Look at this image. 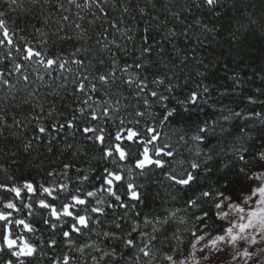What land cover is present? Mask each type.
I'll list each match as a JSON object with an SVG mask.
<instances>
[{"label": "snow or ice", "instance_id": "6c2138e0", "mask_svg": "<svg viewBox=\"0 0 264 264\" xmlns=\"http://www.w3.org/2000/svg\"><path fill=\"white\" fill-rule=\"evenodd\" d=\"M2 2L9 11H15L22 8L24 0ZM30 3L43 8L41 0H30ZM43 3L50 4V0H43ZM65 3L78 10L73 35L66 31L71 18L63 14L70 11ZM110 6L115 8L116 0L111 5L110 0H57L60 16L55 31L48 33L43 28L34 27L32 39L20 35L24 30L18 26L9 27L4 18L5 11L0 10V66H3L0 67V91L3 93L0 95V136L7 142L5 132L19 138L20 133L13 131V128L22 132L29 124L33 125L32 138L23 143L24 151L28 152L34 143L43 141L46 136L51 144L61 132L73 130L70 134L86 140L97 153L93 159L104 165L95 176V182L87 173L78 174L74 179L70 177L71 163L63 164L65 181H55L50 186L41 184L37 187L28 181L23 185L0 182V191L10 193L14 198L0 201L3 209L0 210V264H27L36 257L40 247L55 251L61 242L69 251L56 255L43 253L48 258V264H75L76 257L71 252L90 257V264H210L214 256L219 259V264H225L216 254L228 249H231L234 264H264V148L256 149L249 156V148L243 143L231 145V155L237 164L213 183L211 175L214 170L208 166V162L219 153L214 149L205 151L202 146L209 142L210 136H215L214 126L205 121L194 131H185L178 137V144L188 146L190 155L187 157L171 143L159 144L162 134L157 127L184 120V113L192 111L209 88L198 83L181 99L172 95L177 85L173 83L171 75H153L151 79L148 75H142L149 72L154 63L150 56L155 46L149 43V35L142 37L139 55L133 58L132 63L121 66L110 47L121 49V45L115 39H109V35L119 33L131 41L132 37L128 36L131 29L120 28L122 20L119 23L108 20ZM193 6L219 16V8L223 4L222 0H193ZM121 7L124 13H128L127 6L121 3ZM139 12L143 15L145 10L140 8ZM82 13H90L95 20L109 24L108 28L101 25L102 31L95 34L94 45L88 43L92 39L88 35L89 28L79 22L85 19ZM171 15L179 19L178 12H171ZM49 19L45 17L43 23L47 25ZM153 19L157 18L154 16ZM95 20H89L88 25L94 24ZM249 20L252 24L256 23L251 17ZM110 29L115 31L110 32ZM205 30L212 31L207 26ZM144 31L148 33L149 29L145 28ZM169 35L175 36L176 33L170 32ZM233 39H238L235 34ZM66 40L79 42V46L68 56L48 51L50 42L55 45L56 41ZM105 51L111 53V63L106 69V60L97 55ZM81 56L84 58L81 59ZM97 65L100 69H97ZM197 75L203 76L204 73L198 71ZM33 76L42 85L46 77L58 81L57 87L74 98L77 106L72 109L71 118L57 112L54 104L45 109V104L37 97L39 88L32 87ZM13 78L15 83L12 82ZM124 89L129 90L135 100V104L131 105L133 111L128 113L130 118L117 115L121 108L129 107L123 103L128 99L123 95ZM21 90L26 92V96L17 99V93ZM48 94L60 95L56 89ZM170 100H175L179 107H170L166 103ZM249 102L255 101L249 97ZM30 104L29 116L17 119L13 115L11 123L8 122V114L13 108ZM188 105L193 107L190 109ZM154 108L162 109L156 126L148 123V119H157ZM232 115L240 117L242 114L235 112ZM58 116H64L63 120L57 119ZM254 116L264 123L261 113H254ZM44 119L54 122L48 125L42 122ZM109 123L114 131L106 127ZM238 139L243 140V137ZM65 147L71 149L73 145L69 143ZM48 150L51 151V147ZM0 151L3 149L0 148ZM152 168L163 170L164 180L175 193H192L185 200V209L194 210L192 215L198 223L192 229H184L191 233V239L188 255L180 253L183 258L171 254L178 252L183 243L180 228L172 230L171 237L164 235V241L175 242L169 252H163L162 247L157 245L159 234L166 233L173 222L187 223L183 218H177L175 211L166 209L164 216H144L142 223L129 215V210H134L135 204H129L124 197L132 202L141 201L140 185L134 182V176L145 175V169ZM47 174L50 177L57 175L55 170ZM229 175L242 177L247 183L238 179L235 181L237 187H233L234 182L229 180ZM15 200L21 201L20 205ZM117 209L125 211L119 214ZM25 210L26 215H17ZM37 215L40 223L53 234L47 242L39 245L25 235L37 231L34 226ZM136 216H140V213L136 212ZM213 217L212 227L215 231H209L207 221ZM129 221L130 227L126 229ZM148 228L151 231H147ZM93 235L100 242H106L104 246L97 240H91ZM57 236L62 237V241H58ZM78 237H88V240L78 244ZM123 249H134V255L127 258Z\"/></svg>", "mask_w": 264, "mask_h": 264}, {"label": "trees", "instance_id": "16d2710c", "mask_svg": "<svg viewBox=\"0 0 264 264\" xmlns=\"http://www.w3.org/2000/svg\"><path fill=\"white\" fill-rule=\"evenodd\" d=\"M112 2L113 0H110V5ZM41 3L43 8L40 5H32L30 0H24L22 8L9 11L7 5L0 0V10L5 11L4 18L8 21L9 27L18 26L19 29L24 30L19 33L20 35H26L32 39L34 27H40L46 32L52 33L55 31L56 22L59 20L60 13L57 10V0H50V4H45L41 0ZM121 3L129 8L128 13L123 12ZM222 4L223 7L219 8L220 15L217 16L210 14L207 9L195 8L193 0H116L115 8L110 6L108 14L109 21L119 23L122 20L123 23H119V27L131 29L128 33V36L132 37L131 41L119 33H116L115 36L109 35V39H115L116 43L121 45V49L110 46L121 66L125 63H132L133 58L139 55L138 50L142 45V37L149 35V43L155 46L150 56V60L154 63L149 72L142 73V75H148L149 79L153 75H164L165 73L171 75L173 83L177 85L172 95L181 99L187 95L189 90L195 89L198 83L209 88L208 93H203L198 105L192 111L184 113V120L159 126L157 131L162 134L159 144L171 143L174 148H178L180 153L187 157L190 155L188 146L178 144V137L185 131H194L198 125L205 121L214 126L216 129L215 136H210L209 142L202 146L205 151L214 149L215 152L219 153V155L214 156L212 161L208 162V166L214 170L211 175V182L213 183L223 173L232 169L233 165L237 164L231 155V145L243 143L245 147L249 148V156L256 149L264 148V123H261L260 118L254 116V113L259 112L264 117V0H222ZM65 7H68L70 11L63 14L69 15L71 18L70 26L66 28V31L69 35H73L78 10L66 3ZM140 8L145 10L143 15L139 12ZM171 12H178L179 19L172 16ZM82 15H85V19L79 22L89 28L88 35L92 39L88 43L94 45L95 34L102 31L101 25L108 28L109 24L95 20V17L90 13H82ZM154 16L157 19H153ZM45 17L50 18L47 25L43 23ZM249 17L254 19L256 23L252 24ZM89 20H95V23L88 25ZM205 26L212 31L205 30ZM145 28L149 29L148 33H145ZM114 31L110 29V32ZM170 32H175L176 35L170 36ZM233 34L238 39L234 40ZM76 46H79V42L74 40L56 41L55 45L50 42L48 51L68 56ZM97 55L106 60L104 66L106 69L111 63V53L105 51ZM80 58L83 59L84 57L81 56ZM97 69H100L99 65H97ZM198 71L204 75L198 76ZM32 79L34 81L32 87L39 88L37 97L40 102L45 104V109L47 110L54 104L57 112L71 118L72 109L77 104L74 102V98L67 94V91L57 87L59 82L46 77L45 84L42 85L41 82L35 81L34 76ZM12 82L15 83L14 78ZM53 89H56L60 95H49L48 93ZM68 90H71L70 84ZM2 94L0 91V95ZM165 94L167 95V93ZM123 95L128 97L123 103L128 104L129 107L127 109L121 108L117 115L130 118L128 113L133 111L131 105L135 104V100L127 89H124ZM25 96L24 90L17 93V99ZM249 97L255 102L250 103ZM166 103H169L170 107H179L175 100ZM187 107L191 109L193 106L188 105ZM154 110L157 113V119H148V123L156 126L162 109L154 108ZM235 112L242 115L235 117L232 115ZM30 114L31 104L22 105L13 108L8 114L7 120L11 123L13 115L17 119H23ZM44 115L46 116V112ZM223 117H229V119L225 120ZM244 117L248 118L245 119ZM63 118L64 116L57 117L59 120H63ZM24 122L27 124V120ZM42 122L51 125L54 121L44 119ZM213 122L215 123L213 124ZM106 127L114 131L111 123L107 124ZM241 129L244 131L242 132ZM13 131L20 133L19 138L9 136L5 132L4 136L8 137L6 142L4 137L0 136V148L3 149L0 151V182L2 183L23 185L25 181H28L39 187L41 184L50 186L55 181L63 182L66 179L62 175L64 163L72 164L69 176L73 179L78 174L87 173L95 182V176L104 166L103 162L93 159L97 153L91 149L86 140L81 139L78 135L74 137L70 134L73 130L66 129L61 132L55 140L51 141V144H49V138L46 136L43 141L34 143L28 152L24 151L23 143L32 138L33 125L29 124L22 132L16 128H13ZM52 135L55 136L56 134L53 133ZM240 137H243V140L238 139ZM69 143L73 145L71 149L65 147ZM49 147H51V151L48 150ZM74 152L76 155H73ZM52 170H55L57 175L50 177L47 173ZM162 171L155 168L145 169V175L134 176V182L140 185L138 190L141 194V201H128L127 197L124 199L129 204H135V209L129 210V215L141 223L144 216L151 217L157 214L164 216L166 209L175 211L177 218H183L187 222L186 224H179L178 220L173 222L166 233L159 234L160 240L157 241V245L162 247L163 252H169L170 247L175 242L164 241V235L171 237L172 230L180 228L183 243L178 252L171 254L183 258L190 251L189 240L191 239V233L184 231V229L186 227L192 229L193 225L198 223L192 215L194 210L185 209V200L192 193L186 191L175 193L168 187ZM228 178L234 182L233 187H237L235 181L238 179L242 183H247L242 177L236 175H229ZM70 186L75 187V185ZM174 195L175 198H173ZM6 199L14 198L10 193L0 191V201ZM15 203L20 205L21 201L15 200ZM0 210H3L2 204H0ZM116 211L123 214L125 210L117 209ZM109 212L111 213V210ZM136 212H139L140 216L137 217ZM17 215H26V210ZM111 218L110 215L109 219ZM213 222L214 217L207 221L210 226L209 231H215V228L212 227ZM130 223L131 221L125 225L126 229L130 227ZM34 226L37 231L34 234L25 235H28V238L37 245L41 242H47L53 235L40 223L38 215L34 218ZM147 231H151V229L148 228ZM56 239L62 241L60 236H57ZM86 240L88 237H78L77 243L82 244ZM91 240L100 242L95 235L91 236ZM100 243L101 246H104L106 242ZM61 251H69L62 242L58 243L55 251L40 247L36 257L28 261L27 264H48V258L43 253L56 255ZM122 251L127 258L134 255V249H123ZM181 252L183 256L180 255ZM91 254L97 255L96 253ZM71 255L76 257L75 264H90V257H81L76 252H71ZM4 258L7 259V257Z\"/></svg>", "mask_w": 264, "mask_h": 264}, {"label": "rangeland", "instance_id": "374dc122", "mask_svg": "<svg viewBox=\"0 0 264 264\" xmlns=\"http://www.w3.org/2000/svg\"><path fill=\"white\" fill-rule=\"evenodd\" d=\"M231 249H228L226 252H221L219 254H216L219 258H222L225 261V264H234V262L231 261L230 256ZM197 255H203V253H197ZM205 264H209V262H205ZM210 264H219V259L214 258L210 261ZM242 264V262H241Z\"/></svg>", "mask_w": 264, "mask_h": 264}]
</instances>
